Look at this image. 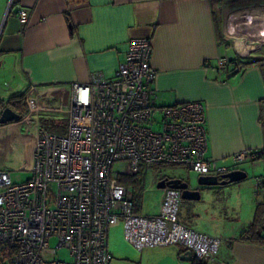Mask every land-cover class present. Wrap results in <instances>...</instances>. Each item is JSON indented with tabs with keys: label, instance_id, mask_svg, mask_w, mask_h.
Here are the masks:
<instances>
[{
	"label": "crops",
	"instance_id": "1",
	"mask_svg": "<svg viewBox=\"0 0 264 264\" xmlns=\"http://www.w3.org/2000/svg\"><path fill=\"white\" fill-rule=\"evenodd\" d=\"M19 10L28 12L25 25ZM132 37L151 38L157 105H204L206 157L231 167L234 153L255 154L237 167L252 168V175L199 187L218 196L212 211L227 216V209L231 216L213 227L219 234L185 223L181 214L179 221L221 238L207 264H264V243L239 238L264 202V0H0V100L25 93V101L30 95L43 107L30 127L22 120L27 111L0 124V168L31 175L37 139L29 130L36 124L66 133L71 85L112 78ZM220 56L228 58L224 76L216 70ZM255 58L261 64H246ZM257 178L262 184L255 195ZM157 193L156 209L145 214L158 212ZM140 251L136 262L145 264H191L193 257L187 260L189 250L177 244Z\"/></svg>",
	"mask_w": 264,
	"mask_h": 264
},
{
	"label": "built area",
	"instance_id": "2",
	"mask_svg": "<svg viewBox=\"0 0 264 264\" xmlns=\"http://www.w3.org/2000/svg\"><path fill=\"white\" fill-rule=\"evenodd\" d=\"M18 18L25 25L28 12L19 10ZM151 55L150 37L130 38L112 78L71 85L66 133L38 129L30 177L14 182L10 170L0 168V264H110L108 230L118 223L138 250L177 244L205 261L218 252L221 238L179 221V189L158 188V212L149 215L134 211L131 187L118 181L152 165L218 176L255 156L236 152L231 167L206 157L204 105H157ZM227 63L217 58L218 75H225ZM26 103L22 120L30 127L43 107L30 95ZM261 184L257 178L255 195ZM62 248L70 260L58 257Z\"/></svg>",
	"mask_w": 264,
	"mask_h": 264
},
{
	"label": "rangeland",
	"instance_id": "3",
	"mask_svg": "<svg viewBox=\"0 0 264 264\" xmlns=\"http://www.w3.org/2000/svg\"><path fill=\"white\" fill-rule=\"evenodd\" d=\"M37 134L38 128L35 124V126L29 130V136H32L37 139ZM243 165V163H240L237 165V167L243 168ZM115 167L118 168V165H116ZM247 169L248 175H252V168L247 167ZM9 170L12 181L14 182H22L30 176V173L27 170H22L19 168H12ZM141 170L142 192L140 205L143 212L151 213V211L156 209L158 200L157 192L159 190L156 185L161 179L180 178L184 181H189L192 186H196L197 174L192 171H189L182 165H152L145 166ZM254 171H256L255 168ZM130 187L133 191L134 188L132 187V183ZM224 194L228 195L227 191H224L223 195ZM217 197L218 196L215 193L213 194L211 190L204 189L200 191V198L198 200L182 199V204L180 206L178 216L180 217L179 214H181L185 223L197 229H202V227H206L211 233H214L215 235L219 234V230L217 231V229L215 230V228L213 227L216 224L221 223V221L231 219V216L229 215V212H227V209L224 210L227 216H225L223 213L217 215L214 211H212L210 202L213 200V198ZM193 214L198 215L197 217H195ZM211 219L213 220V223L211 222ZM50 244L51 246H54L56 244L55 238L50 239ZM108 251L110 254L112 253V259L110 260V264H145L144 262H136V257L140 255L141 251L136 249L125 239L123 234V226L121 223L109 227ZM57 255L63 260H70L69 254L64 248L57 250Z\"/></svg>",
	"mask_w": 264,
	"mask_h": 264
},
{
	"label": "trees",
	"instance_id": "4",
	"mask_svg": "<svg viewBox=\"0 0 264 264\" xmlns=\"http://www.w3.org/2000/svg\"><path fill=\"white\" fill-rule=\"evenodd\" d=\"M262 60L255 58L246 64H261ZM6 106L10 107L16 113L23 115L27 111L25 93H20L11 96L7 100H0V113ZM119 183L130 185L134 190L132 191V199L134 201V211L140 210V200L142 192V177L141 171L136 174L120 175L118 178ZM239 238L254 243H264V202L259 203L256 206L255 215L252 221L242 230L239 234ZM191 264H207L205 260H198L194 257L191 259Z\"/></svg>",
	"mask_w": 264,
	"mask_h": 264
},
{
	"label": "water",
	"instance_id": "5",
	"mask_svg": "<svg viewBox=\"0 0 264 264\" xmlns=\"http://www.w3.org/2000/svg\"><path fill=\"white\" fill-rule=\"evenodd\" d=\"M237 70H235L236 72ZM22 115L16 113L10 107L6 106L0 113V124H5L11 121H18ZM247 176L246 171L242 169H232L221 175H198L196 178V186H192L189 181H184L180 178H164L159 180L157 188L170 186L181 191V198L187 200H198L200 198L199 187H210L217 185H226L233 182L245 179ZM187 260L191 258V251H187Z\"/></svg>",
	"mask_w": 264,
	"mask_h": 264
}]
</instances>
